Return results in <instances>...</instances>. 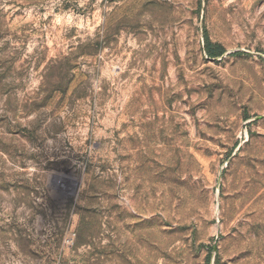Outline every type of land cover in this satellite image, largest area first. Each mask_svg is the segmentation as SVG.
Listing matches in <instances>:
<instances>
[{
    "label": "rangeland",
    "instance_id": "1",
    "mask_svg": "<svg viewBox=\"0 0 264 264\" xmlns=\"http://www.w3.org/2000/svg\"><path fill=\"white\" fill-rule=\"evenodd\" d=\"M0 264H264V0H0Z\"/></svg>",
    "mask_w": 264,
    "mask_h": 264
},
{
    "label": "trees",
    "instance_id": "2",
    "mask_svg": "<svg viewBox=\"0 0 264 264\" xmlns=\"http://www.w3.org/2000/svg\"><path fill=\"white\" fill-rule=\"evenodd\" d=\"M206 50L210 59L221 58L226 53V49L220 45H214L208 35H206Z\"/></svg>",
    "mask_w": 264,
    "mask_h": 264
}]
</instances>
